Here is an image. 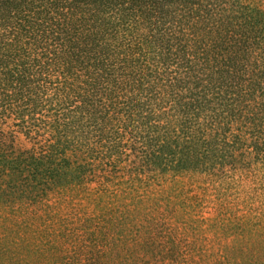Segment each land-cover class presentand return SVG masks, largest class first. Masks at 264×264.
<instances>
[{
  "label": "trees",
  "instance_id": "16d2710c",
  "mask_svg": "<svg viewBox=\"0 0 264 264\" xmlns=\"http://www.w3.org/2000/svg\"><path fill=\"white\" fill-rule=\"evenodd\" d=\"M0 264H264V0H0Z\"/></svg>",
  "mask_w": 264,
  "mask_h": 264
}]
</instances>
